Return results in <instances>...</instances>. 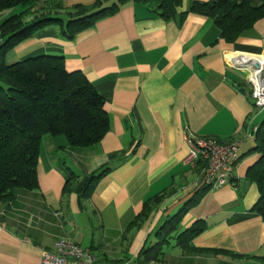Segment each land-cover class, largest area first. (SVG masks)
<instances>
[{
    "label": "crops",
    "instance_id": "1",
    "mask_svg": "<svg viewBox=\"0 0 264 264\" xmlns=\"http://www.w3.org/2000/svg\"><path fill=\"white\" fill-rule=\"evenodd\" d=\"M207 1L181 0L164 20L125 0L71 39L51 25L7 52L8 64L63 56L66 70L81 71L103 98L109 125L98 142L84 147L70 146L62 135L42 138L37 187L17 188L0 202V264H39L42 250L65 238L91 250L94 264H139L140 250L153 244L159 226L197 192L168 245L199 226L189 244L209 251L164 248L161 264H264L236 256L264 257V218L251 210L259 192L246 177L258 157L249 150L264 108L254 107L246 72L235 67L241 57L264 55V18L226 40L212 18L191 9ZM93 2L61 0L62 9L47 13L65 24L71 6ZM10 13L1 11L0 22ZM187 134L241 140L231 182L212 190L198 185L202 164L183 162ZM172 186L135 222L145 201Z\"/></svg>",
    "mask_w": 264,
    "mask_h": 264
},
{
    "label": "trees",
    "instance_id": "2",
    "mask_svg": "<svg viewBox=\"0 0 264 264\" xmlns=\"http://www.w3.org/2000/svg\"><path fill=\"white\" fill-rule=\"evenodd\" d=\"M104 1L74 4L63 24L60 17L47 13L62 9L61 0H0V12L11 10L0 22V202L11 200L17 188L37 187L36 166L44 136L62 135L70 146L84 147L98 142L108 130L109 119L103 98L81 71L66 70L63 56L40 55L10 64L5 61L8 51L40 29L58 25L61 35L71 39L97 18L118 10L125 0L109 6H103ZM134 1L144 4L164 20L172 18L181 3V0ZM191 9L212 18L222 38L230 41L264 18V0H208L194 2ZM28 16L32 18L26 21ZM249 153L258 155L246 172L247 179L257 184L259 192L251 210L264 218V121L255 132L254 146ZM96 177L92 176V179ZM91 188L84 190L82 196L86 197ZM64 189L68 190L67 185ZM173 190L172 186L145 201L135 222H142ZM199 195L197 192L159 226L153 244L140 250L139 264L163 262L165 246ZM201 230L194 226L179 233L172 247L193 252L209 251L189 244ZM236 256L257 257L264 261L261 256Z\"/></svg>",
    "mask_w": 264,
    "mask_h": 264
},
{
    "label": "built area",
    "instance_id": "3",
    "mask_svg": "<svg viewBox=\"0 0 264 264\" xmlns=\"http://www.w3.org/2000/svg\"><path fill=\"white\" fill-rule=\"evenodd\" d=\"M235 67L246 72L254 107L264 108V55L241 57L235 61ZM256 130L254 128V132ZM184 140L188 146L184 164H202L197 178L198 185L212 190L233 180L234 166L239 160L242 146L240 139L221 140L212 136L187 134ZM95 260L91 250L65 238L57 240L52 249L42 250L39 264H94Z\"/></svg>",
    "mask_w": 264,
    "mask_h": 264
},
{
    "label": "rangeland",
    "instance_id": "4",
    "mask_svg": "<svg viewBox=\"0 0 264 264\" xmlns=\"http://www.w3.org/2000/svg\"><path fill=\"white\" fill-rule=\"evenodd\" d=\"M261 119H264V115L261 116ZM171 242H172L171 244L174 243V241H171ZM171 249H172V247H170L169 245H166V246H165V250L170 251ZM234 262H235V261H234ZM234 262L232 261L231 263L234 264ZM238 262H240V261H238ZM238 262H237V264H239ZM247 264H249V263H247Z\"/></svg>",
    "mask_w": 264,
    "mask_h": 264
},
{
    "label": "water",
    "instance_id": "5",
    "mask_svg": "<svg viewBox=\"0 0 264 264\" xmlns=\"http://www.w3.org/2000/svg\"><path fill=\"white\" fill-rule=\"evenodd\" d=\"M257 66V64H255V67ZM240 91H243V89L241 88Z\"/></svg>",
    "mask_w": 264,
    "mask_h": 264
}]
</instances>
